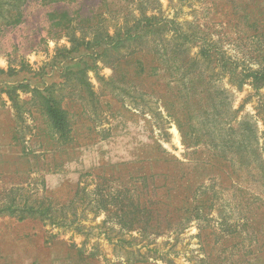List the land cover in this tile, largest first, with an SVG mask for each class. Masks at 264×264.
I'll use <instances>...</instances> for the list:
<instances>
[{
    "label": "rangeland",
    "instance_id": "374dc122",
    "mask_svg": "<svg viewBox=\"0 0 264 264\" xmlns=\"http://www.w3.org/2000/svg\"><path fill=\"white\" fill-rule=\"evenodd\" d=\"M153 15L164 36L198 30L225 56L259 65L264 0H27L20 24L0 25V91L54 82L73 131L64 144L21 90L34 117L15 121L0 93V210L49 211L45 220L0 212V264H264L263 179L182 136L157 100L165 69L155 73L162 79H143L135 59L119 68L137 92L113 80L117 54L103 55L98 41ZM146 44L143 51L154 50ZM219 79L240 116L256 115L264 146V87ZM154 80L160 88L150 94Z\"/></svg>",
    "mask_w": 264,
    "mask_h": 264
},
{
    "label": "trees",
    "instance_id": "16d2710c",
    "mask_svg": "<svg viewBox=\"0 0 264 264\" xmlns=\"http://www.w3.org/2000/svg\"><path fill=\"white\" fill-rule=\"evenodd\" d=\"M42 1L51 2V0ZM26 4L27 0H0V25L10 27L20 24L25 16ZM159 20L155 15L136 19L133 27H129L124 32L118 30L114 34L107 32L98 41L100 46L102 44L103 55L117 54L112 62L116 73L113 79L116 81V86L122 82L123 85L137 92L138 82L119 79L118 73L119 68L123 66L128 65L127 69L132 67V59H135L133 66L136 69L135 76H139L144 71L143 79L150 77L153 79L155 76H158L157 79H162L155 73L165 69L169 77L162 83L163 90L160 93L162 98L158 97L157 100L161 102L167 116L177 123L182 136L194 139L195 143L206 144L219 156L247 169L251 177L264 181V146L256 115L246 113L240 116L241 110L235 109L230 89L222 85V79H219L228 77V82L237 89L250 83L258 92L264 87V51L260 52V55H263L258 67L253 68L225 56L217 41L207 39L206 35L201 36L198 30H177L172 35L164 36L163 28L158 26ZM150 34L153 35L151 38H149ZM149 41L154 44V50L145 52L143 48ZM194 47L198 48L196 52L192 51ZM62 51L70 50L62 49ZM140 53L154 58V63L147 66L146 60L139 57ZM87 68H91L89 64L85 68L80 67L74 73H84ZM150 83L154 87L147 92L156 94L160 83L155 80ZM54 89V82L43 87L19 83L7 85L0 93L7 94L20 116L26 111L22 109L20 90L23 93H31L30 100L37 101L54 136L56 135L63 143H68L73 132L71 121L62 101L55 96ZM117 94L124 99L120 95L121 92ZM137 204L139 212L143 209L152 218L150 208ZM3 211L18 216L20 220L27 217H40L45 220L46 215L49 214V211L33 206L21 208L8 206L0 210ZM132 213H136V210ZM126 214L127 211H124L122 216Z\"/></svg>",
    "mask_w": 264,
    "mask_h": 264
},
{
    "label": "crops",
    "instance_id": "0c3cea01",
    "mask_svg": "<svg viewBox=\"0 0 264 264\" xmlns=\"http://www.w3.org/2000/svg\"><path fill=\"white\" fill-rule=\"evenodd\" d=\"M1 94H3V95H6V97L8 98V96H7V94L6 93H1ZM30 94V96H32L31 95V93H29ZM2 95V96H3ZM31 98V97H30ZM3 99V98H2ZM9 99V98H8ZM9 101H11L10 99H9ZM10 105H12L11 106V110L14 112V114H13V116L15 117V121H18V120H21V121H25L24 119H26L27 117H28V113L29 114H31L32 113V116L34 117V112L32 111V109H28V110H26V111H23V114L20 116L19 115V113L16 111V108L14 107V104L12 103V101H11V103H10ZM34 110V109H33ZM41 112V111H40ZM42 113V112H41ZM42 115V118H44V120H45V122L47 123V125L49 126V123H48V120H47V118L44 116V114H41ZM50 127V126H49ZM51 129V128H50ZM51 132H52V130H51ZM53 133V132H52ZM17 140V131L15 130L14 131V129H13V135H12V137H9V142L6 144L7 146H14V145H16V141ZM69 143V142H68ZM64 144H67V143H64Z\"/></svg>",
    "mask_w": 264,
    "mask_h": 264
}]
</instances>
